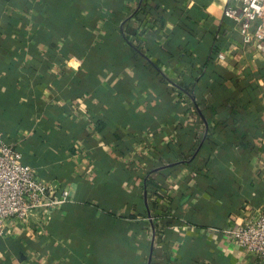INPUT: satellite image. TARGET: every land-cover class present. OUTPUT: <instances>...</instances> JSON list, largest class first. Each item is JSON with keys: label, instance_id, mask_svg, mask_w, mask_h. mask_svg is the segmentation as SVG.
<instances>
[{"label": "crops", "instance_id": "0c3cea01", "mask_svg": "<svg viewBox=\"0 0 264 264\" xmlns=\"http://www.w3.org/2000/svg\"><path fill=\"white\" fill-rule=\"evenodd\" d=\"M225 1L0 0V130L69 190L0 264H262L230 229L264 214V39Z\"/></svg>", "mask_w": 264, "mask_h": 264}, {"label": "built area", "instance_id": "2783aa9c", "mask_svg": "<svg viewBox=\"0 0 264 264\" xmlns=\"http://www.w3.org/2000/svg\"><path fill=\"white\" fill-rule=\"evenodd\" d=\"M224 16L239 25L245 44L264 39V26L256 33L253 24L264 14V0H226ZM220 58L224 55L220 54ZM69 190L57 195L55 187L37 178L36 169L21 162V153L8 143L0 130V238L8 218L27 220L41 208L54 210L67 201ZM230 233L238 246L257 254L264 264V214L249 218Z\"/></svg>", "mask_w": 264, "mask_h": 264}, {"label": "trees", "instance_id": "16d2710c", "mask_svg": "<svg viewBox=\"0 0 264 264\" xmlns=\"http://www.w3.org/2000/svg\"><path fill=\"white\" fill-rule=\"evenodd\" d=\"M196 171H197V173H199L198 171H200V169L198 168V169H196Z\"/></svg>", "mask_w": 264, "mask_h": 264}]
</instances>
